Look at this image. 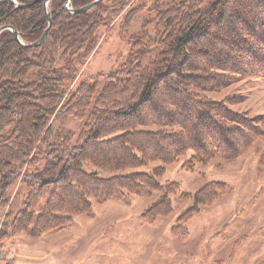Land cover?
Wrapping results in <instances>:
<instances>
[{
  "label": "trees",
  "instance_id": "obj_1",
  "mask_svg": "<svg viewBox=\"0 0 264 264\" xmlns=\"http://www.w3.org/2000/svg\"><path fill=\"white\" fill-rule=\"evenodd\" d=\"M93 1L71 5L78 9ZM17 2L31 5L0 0V28L13 26L23 43H34L49 26L45 0ZM66 5L51 0L52 26L38 46H24L11 30L0 34V208L8 206L17 184L27 193L0 232V243L24 232L42 237L70 228L76 215H92L94 203L129 202L128 194L151 198L163 192L143 213L150 225L172 212L170 195L181 187L158 182L165 167L103 177L85 171L86 161L116 173L149 160L170 164L191 149V162L206 164L238 159L264 138V115L249 117L228 101L199 98L191 88L218 91L264 76V0H103L81 13ZM143 13L121 65L83 76L116 22L128 34ZM154 50L159 54L144 66ZM60 118L82 127L57 133L53 124ZM228 189L220 181L202 187L173 234L189 238L192 216Z\"/></svg>",
  "mask_w": 264,
  "mask_h": 264
},
{
  "label": "rangeland",
  "instance_id": "obj_2",
  "mask_svg": "<svg viewBox=\"0 0 264 264\" xmlns=\"http://www.w3.org/2000/svg\"><path fill=\"white\" fill-rule=\"evenodd\" d=\"M145 15L138 16L128 34L120 31L117 21L82 68V75L107 74L117 69L128 55L129 35L140 31ZM159 52L154 50L146 56L143 65L149 66ZM191 88L199 98L228 101L231 108L249 117L264 115V76L242 78L218 91ZM81 127L80 121L69 118L53 124L57 133L64 129L79 131ZM193 154L190 149L170 164L149 160L116 173L84 162L85 171L103 177L153 173L156 167H165L156 176L158 182H178L181 192L170 195L172 212L153 225L145 222L143 213L162 191H155L151 198L128 194L129 202L112 198L94 203L92 215H76L70 228L47 232L42 237L24 232L0 243L4 254L0 264H264V138L235 160L215 158L206 164H193ZM211 181L225 182L229 189L192 216L189 238L175 236L173 226L194 206V195ZM22 184L12 188L8 206L0 208V232L22 207L27 194ZM183 193L191 196L183 197ZM218 232L223 235L213 239Z\"/></svg>",
  "mask_w": 264,
  "mask_h": 264
},
{
  "label": "water",
  "instance_id": "obj_3",
  "mask_svg": "<svg viewBox=\"0 0 264 264\" xmlns=\"http://www.w3.org/2000/svg\"><path fill=\"white\" fill-rule=\"evenodd\" d=\"M12 2L15 3L16 7L18 8H23V7H27V6H30L31 4L29 5H23V4H20L17 2V0H11ZM100 1H103V0H94L93 2L89 3L88 5L86 6H83L81 8H78V9H74L71 7V0H67V5H66V8L69 12L71 13H81V12H85L89 9H91L92 7H94L97 3H99ZM50 2L51 0H45L44 2V10H45V13L48 17V20H49V26L48 28L44 31L43 35L41 36V38L34 42V43H30V44H25L23 43V41L21 40L20 38V35H19V32L17 29H15L13 26H10V25H7V26H3L0 28V34L4 31V30H11L16 38V40L18 42H20L21 44H23L24 46H28V47H32V46H38L40 44H42L46 37H47V33L48 31L50 30L51 26H52V13L49 11V5H50Z\"/></svg>",
  "mask_w": 264,
  "mask_h": 264
},
{
  "label": "crops",
  "instance_id": "obj_4",
  "mask_svg": "<svg viewBox=\"0 0 264 264\" xmlns=\"http://www.w3.org/2000/svg\"><path fill=\"white\" fill-rule=\"evenodd\" d=\"M39 247V246H38ZM0 253H2V251H0ZM2 256V258H4V254L3 255H1Z\"/></svg>",
  "mask_w": 264,
  "mask_h": 264
}]
</instances>
